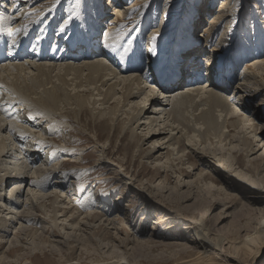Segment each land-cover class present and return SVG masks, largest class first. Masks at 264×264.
Instances as JSON below:
<instances>
[{"label":"rangeland","instance_id":"1","mask_svg":"<svg viewBox=\"0 0 264 264\" xmlns=\"http://www.w3.org/2000/svg\"><path fill=\"white\" fill-rule=\"evenodd\" d=\"M222 1H227L222 13L226 20L223 19L224 22L216 27L212 26L210 28L212 34L210 31L205 34L204 27H210L209 18L217 13ZM0 2L8 3L6 0ZM23 2H25L23 5L16 6L25 8L27 0ZM36 2L39 9L46 6L50 10L48 15L56 6L60 8L54 15L42 17L45 20L41 25L44 26L43 28L40 26L34 35L32 34V38L37 37L40 32L44 33L45 29L48 31L44 36L50 33V37L60 39L56 33L60 29L58 32H63L67 38L76 30L74 28H77L79 36L83 37L81 32L84 28L87 29L86 32L91 30L88 20L94 17L98 24L93 43L96 48L94 51L98 50L95 55L97 57L101 55L100 59L103 58L108 66L109 57L106 58L103 52H111V58L118 59L114 56L117 54L114 53L115 50L125 54L132 49H138V52L145 54L144 65L139 70L131 71L137 72L138 75H149L150 78L156 76L154 70L162 61L175 60L179 57L184 60L182 64L196 57L202 72L205 67H214L212 73H216L217 76L220 74L219 78L216 77L221 80L220 83L222 80L229 82L230 86L224 95L232 98L230 102L235 101L237 116L249 119L245 123L246 129L241 130L246 132L249 140L254 136L251 146L253 154L247 159L243 152L244 148L237 145L242 137L241 132L237 131L241 126H238L235 135V131L230 132L237 143L225 137L226 132L232 130L228 128L222 138L205 136L201 140V146H193L194 150L187 149L182 159H177L180 155L174 154L172 162H166L168 150L166 145L161 143H166L167 139L158 141L163 136L150 138L149 134V137L144 139L143 134L147 131L144 124L138 125L134 135L130 130H121V124L126 118L122 112L128 111L140 99L130 100L122 112L118 113V119H114L113 122L105 114L102 119L112 126L107 132L101 129L103 121H93L89 112L75 116L74 113L63 110L69 114L65 119L54 118L51 127L46 128L48 124L45 122L41 123L39 128L30 127V132L36 139L38 134L43 133L42 139L51 143L49 148L39 146L34 148L40 157L36 167L42 163L39 161L47 159V152L50 154L51 148L55 150L59 144L60 147L66 145V148H69L54 159L50 157L47 165L49 167L57 164L62 172L68 174L64 187L57 189L63 194L61 199L62 203H65L64 206L72 209L69 212L66 210L65 216L59 218V223H62L65 221L61 220L69 217L64 223L66 228L60 232L49 230L44 234L39 231L37 235L40 236L37 237L41 240L35 238L34 245H31V238L28 237L22 240V244H18L17 248H11L12 250L20 247V251L13 253L7 250L13 240L14 231L19 227L18 222L14 223L4 234L0 258L4 256L0 264H264V71L257 69L255 71L257 73L254 74L250 70H245L250 62L264 58V0H101L104 5L97 0H36ZM134 3H137L134 9H126ZM101 5L106 6L103 17L99 16ZM115 5L121 12L126 13L119 19L112 16ZM83 6L85 9L81 13ZM39 9L33 12L35 15L33 13L27 15L22 22L19 20L17 27L13 26L10 31L13 30L16 39H19L25 30L30 31V25L28 27L25 23L35 21L41 11ZM22 11L18 13L19 16L22 15ZM78 13L83 15L80 16L81 19ZM9 15L13 16L11 13ZM110 18L116 19L112 26ZM137 18L138 21H134ZM189 31L194 40L191 49L187 48L184 40ZM110 32H113L115 40L106 39L111 35ZM154 35L155 41L152 40ZM109 40H112V43H109ZM117 41H121L120 44L124 42V45L116 47ZM30 42L32 45L33 42L32 44ZM190 50L196 52L189 58ZM208 58L212 60L211 65L207 63ZM84 59L80 58L78 64ZM31 63L38 64L37 61ZM151 67L152 70H149ZM182 77H185L184 74ZM206 77L204 71L199 84L195 87L210 84L207 81L213 76L210 74L209 78ZM142 81L144 87H155L157 90L160 88L159 85L155 86V82L148 83L146 79ZM113 82L115 80L107 82V86ZM190 83H185L180 89H185ZM241 83H245L246 89L243 91L246 93L238 98L239 94L232 92L233 88ZM25 84H29V81H21L20 86L24 87ZM159 92L155 93L158 98H162V93ZM2 97L0 94V99ZM9 98L13 99L12 96ZM113 101L115 100L111 99L108 106ZM147 106L150 110L154 108ZM10 111L8 114L12 115L11 117L14 113L13 118L17 116L15 123L18 120L20 123L17 122L18 125L26 126L27 121L34 115L29 112L27 105L18 109L14 107ZM17 112L19 114H16ZM148 116L159 117L154 114ZM0 117L5 119V116ZM37 122L38 120L32 121L34 125ZM135 126L131 125L130 129ZM47 131H52L53 134L49 135ZM102 133L106 136L97 140L95 135ZM26 141L28 144L31 140L27 137ZM184 143L188 144L186 141ZM34 145L36 144L32 146ZM233 145H237L236 150H228ZM152 146H156L158 152H152V157H149L147 153ZM15 148L19 149L17 146ZM25 148L24 145L20 149ZM214 150L216 154H213ZM218 153L226 158L231 155L230 157L235 159L233 165L218 161L219 157H216L218 160L213 159V155L220 156ZM33 169L29 175L35 171ZM51 181L45 184L47 187L44 192H49L53 188L51 185L54 180ZM11 188L9 184L6 185L2 193L6 192L7 196ZM27 189L28 185L23 184L20 200H25ZM48 205L47 203L46 217L37 209L38 222L33 227L51 229L48 216L52 214V209ZM71 212L75 215L70 216ZM88 213L92 215L86 216ZM78 222L80 223L77 227L69 225ZM67 234L69 235L67 238L63 236ZM16 255H20L19 262L15 261Z\"/></svg>","mask_w":264,"mask_h":264},{"label":"bare ground","instance_id":"2","mask_svg":"<svg viewBox=\"0 0 264 264\" xmlns=\"http://www.w3.org/2000/svg\"><path fill=\"white\" fill-rule=\"evenodd\" d=\"M6 1L8 2L7 4L0 2V27L4 29L3 31H0V42L9 40L11 46L13 45V48L9 46L5 48V55L7 58L0 63V94L3 95L2 99H0V116H5V119L0 117V246L4 244V234L8 232L10 226H12L14 223H19L18 229L14 231L13 240L8 245V252L14 253L20 251V247L18 249L12 250L11 248H17L18 244H22V240H25L28 237L31 238V245H34L35 238H39V240H41L40 237H37L40 236L37 235L39 231L44 234L49 230L51 232H60L66 228L64 223L69 219V217L61 220L65 221L62 223H59V218L65 216L64 213H66V210L69 212V210L72 209L64 206L65 203H62L63 200L61 199L63 194L57 189H62L64 187L68 174L62 172L61 169L56 166L57 164L49 167H47V165L48 159H54L58 157L61 153L65 152V150H69V148H66V145L63 146L64 148L62 146L60 147V144L59 146L57 145L58 147L55 148V150H52L51 148V153L48 154L49 151L47 152V159L45 158L46 160L39 161L42 163H39V166L36 167V162L40 160V157H38L37 149L34 148L38 146L41 148H49L51 143L46 141V139H42L43 133L38 134L36 139V137L30 132V127L39 128L41 123L44 124L45 122L48 124L46 128L51 127L54 118L65 119L66 116L69 115L68 113H65V111L72 112L75 114V116H81L89 112L93 121H103L101 123V129L103 128L107 132L109 128H112V126L111 124H108L107 121L103 120L102 117L107 114L110 120L113 122L114 119H118V113L122 112L128 103H130V100L140 99L138 102H135V104L130 107L128 111L122 112L126 118L121 124V130H130L132 132L131 134L134 135L136 134L138 125L144 124L143 126L147 127V131L143 134L144 139L148 138L149 134H151L150 138H154L155 136H163L158 141H165L167 139L166 143H161L165 144V147L168 150V153L165 157L166 162H172L171 158L174 154L180 155L177 157V159H182L183 154L187 149L190 148L194 150L192 148L193 146H201V140L205 136H214L213 138L215 139L216 137L222 138L223 135H225V130L228 128L232 130L226 132L227 136L225 137H229L227 139H230V141L234 143L236 140L234 141L233 138L237 133L235 130L238 129V126H241L240 130L237 131L241 132L242 137H240V141H238L239 144L237 145H241L242 148H244L243 152L246 154L245 157L247 159L251 154H253V149L251 146L254 136H252V138L249 140V138L246 137V132L242 131L246 129L245 123L248 122L249 119L245 116H237V110L234 107L235 101L233 100V103L230 102L232 98L230 99L224 95L230 86L228 84L229 82L222 80L220 83L221 80H218V76L220 74L217 76L216 73H212L214 67H205V70L202 72V67H200V65L197 63L196 57L194 60H186V63L184 64H182L184 60H181L179 57L175 60L171 59L165 60L164 62L162 61L158 68L154 70L156 76L150 78L149 75H138L137 72L131 71L139 70L144 65L143 62L145 54L141 53L140 51L138 52V49H132V51H128L125 54H120V51L115 50L114 53L117 54L114 56L118 59H112L111 52H103L104 56L106 55V58L109 57L108 63H110V66H108L105 64L103 58L100 59L101 55L98 57L95 55L98 53V50L94 51L96 48L93 43L97 35L98 24L94 17H92L91 20H88L89 24L91 25V30L86 32L85 30L87 29L84 28V30L81 32V36L83 37H80L78 34V29L74 28V30H76L71 32L67 38L63 32H58L60 29L56 31L57 38L59 37L60 39H56L54 36L50 37V33L44 36V33H46L48 29H43L44 33L40 32L39 35L37 34V37L32 38L31 36L34 35L36 30L40 26L42 28L44 26L41 25V22L45 20L42 19V17L44 15L47 17L50 14L54 15L59 11L60 7L56 6L55 10L48 15L47 13L50 10L47 9L46 6H40V8H42L39 9V6L36 5V0H27V5H24L26 7L22 9L24 11L21 16L18 14L16 16L15 13H11L13 16H10L9 11L14 7L11 1L15 3V6L25 2H23L24 0ZM97 1H100L102 4L101 0ZM136 4L137 3H134L132 6H129L126 9H134ZM102 5L99 7L101 10V13L99 14L100 17H103L106 8V6L104 7ZM226 5L227 1H222L219 10L217 13L215 12V17L212 16L209 18L210 27H204L205 34L209 31L212 34L213 32L210 30V28H212V26L216 27L226 20L222 15ZM7 6L8 8H6ZM17 8H19V6ZM37 8L41 11H44V13L39 11L38 18L35 21L30 20L25 23L28 27L30 25V31L24 29L26 32L20 35L19 39H16L15 34H8L9 32L12 33L13 30L10 31L12 28L18 26L16 24H19V20L21 22L24 21L25 17L27 15L30 16ZM84 9L85 8L83 6L81 13H83ZM113 9H115V11L113 10L114 12L112 13V16H115L116 19H119L120 16L123 17L126 14L125 12H121V9L116 5ZM81 13H78V17L83 16ZM138 18L134 19V21H138ZM79 19H81V17ZM110 19V25L112 26L116 19ZM112 33L110 36H108L109 38L106 39L115 40L116 37L112 36ZM106 39H104V41H106ZM54 40L56 43H52ZM184 40L187 48L191 49L194 43L191 31L185 35ZM29 41L33 42V44L30 42L32 44L30 45ZM119 42L121 41L116 42V47L119 45H124V42L122 44ZM109 43H112V40H109ZM188 52H190L188 55L190 58L194 56L196 51L190 50ZM93 55L95 56L92 57ZM119 55L121 58H119ZM80 58L85 59L84 61H80L82 63L78 64ZM86 59H90V61H87ZM153 59L155 60L156 58ZM31 60L35 62L37 61L38 64L31 63L33 62ZM23 61L24 63H21ZM210 61L212 60L208 58L207 63L210 64ZM257 69L264 71V58L255 59L254 62H250L249 65H247V68H245V70H250L254 72V74L257 73L255 72ZM149 70H152V67L149 68ZM33 71L36 72L33 73ZM204 71L208 78L210 77V74L213 76L211 80L208 79L207 81L210 84L205 85L204 87H195L199 84ZM183 74L185 77H182ZM221 75L223 76L224 74L221 73ZM245 78H247V75H245ZM142 79H146V82L149 81L150 83L155 82V86L157 87V85H159L160 88L157 90L155 87H144L142 86V84H144ZM111 80H115V82L107 86V82H110ZM246 80L248 82V79ZM21 81H29V84H25L24 87H21ZM187 82H191L190 85H188L185 89H180ZM105 86H107V88L104 90ZM119 87L121 88L118 89ZM209 87H211V89ZM245 89V83H241L233 88L232 94H239L238 98H241L246 93L243 91ZM156 91L157 93L158 91L162 93V98H158L157 93H155ZM10 96H12L13 99H10ZM111 99L115 101H113L111 105L108 106V102ZM139 102H141V104ZM25 105L28 106L29 112L31 111V113L35 116L33 115V117L31 114H29L32 116V118L27 121L26 126H24L23 123V125H18L20 124L18 120V124L17 122L15 123L17 116L13 118L15 114L14 113L13 117H11L12 115H9V111L14 109V107H17L18 109L19 107ZM147 105L154 107L153 110H150ZM63 110L65 111L63 112ZM40 111L41 113H39ZM16 114L19 113L17 112ZM148 114H154L159 117H149ZM6 120H8V123H6ZM33 120H38L36 125H34L35 123H32ZM141 121L143 122L141 123ZM133 124L136 126L133 129H130L131 125ZM7 126H9V128H7ZM234 131V135L233 133L230 134V132ZM47 132H49V135L53 134L52 131ZM39 133L41 132L39 131ZM168 133H170L169 136ZM104 134H96V139H102L106 136V134ZM167 136L170 138L168 139ZM27 137H29L31 140L28 141V144L26 143ZM11 140L13 143H11ZM23 140L26 144L22 143ZM7 141H10V143H6ZM184 141H186L188 144H185ZM30 142L31 146H29ZM155 143L158 144L159 142ZM33 144L36 145L32 146ZM24 145L26 148L20 149L21 146ZM237 145L231 146V148L228 150H236L235 148ZM16 146L19 149H16ZM28 147H30V149H28ZM170 147L172 149H168ZM203 148L201 150H203ZM198 150L199 148L197 151ZM175 151L176 153H174ZM197 151H195V153L198 154ZM152 152H158L156 146H152L148 151L147 154L149 157H152ZM213 152V154H216L215 150ZM199 154H201V152ZM218 154L220 155V153ZM228 156L229 157L226 158L224 155H213L212 158L217 159L216 157H219V160L217 159L218 161L222 163H228L232 166L235 159L230 157L231 155ZM6 164L7 166H12L14 168H9L6 166ZM170 166L172 167V165ZM32 168H34L33 170L35 171L29 175ZM51 180H54L53 184L51 185L53 188L50 189L49 192H44L47 187L45 184H48L49 182L51 183ZM8 184L12 188L6 196V192L5 194L2 192L4 191V187L6 188V185ZM23 184L26 186L28 185L26 198L24 201L20 200L22 196L21 187ZM47 203L52 209V214L48 216L50 219L49 221L51 229L44 230L43 228L33 227V225L38 222L39 215L36 214L37 209L44 213V217L47 216ZM22 206L23 209L21 208ZM70 214V216L75 215L74 213L73 215L72 212ZM91 215L92 214L88 213L86 216ZM79 223L80 222L69 225L77 227ZM28 224H30V226ZM63 236L67 238L69 235L67 234ZM222 249L224 250V248ZM3 256L4 255L1 256L0 261ZM19 258L20 255H16L15 261L19 262Z\"/></svg>","mask_w":264,"mask_h":264},{"label":"snow or ice","instance_id":"3","mask_svg":"<svg viewBox=\"0 0 264 264\" xmlns=\"http://www.w3.org/2000/svg\"><path fill=\"white\" fill-rule=\"evenodd\" d=\"M75 13H73V15H74ZM4 29L2 28V27H0V31H3ZM9 35H13L11 32H9L8 33ZM155 39H156V37H155V35L152 37V40L153 41H155ZM13 42H15V41H13ZM107 46V45H106Z\"/></svg>","mask_w":264,"mask_h":264}]
</instances>
